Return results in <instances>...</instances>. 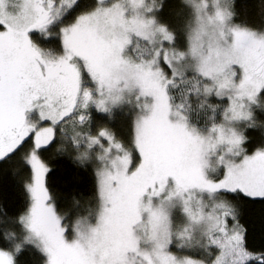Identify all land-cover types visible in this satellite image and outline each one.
Instances as JSON below:
<instances>
[{
    "label": "snow or ice",
    "instance_id": "6c2138e0",
    "mask_svg": "<svg viewBox=\"0 0 264 264\" xmlns=\"http://www.w3.org/2000/svg\"><path fill=\"white\" fill-rule=\"evenodd\" d=\"M9 176L0 264H264V23L237 0H0Z\"/></svg>",
    "mask_w": 264,
    "mask_h": 264
},
{
    "label": "trees",
    "instance_id": "16d2710c",
    "mask_svg": "<svg viewBox=\"0 0 264 264\" xmlns=\"http://www.w3.org/2000/svg\"><path fill=\"white\" fill-rule=\"evenodd\" d=\"M259 3V0H237L238 4V11L241 13V15H247L250 22L260 25L261 23H264V21L261 20L259 15V10L256 7V5ZM246 6V7H245ZM0 182H2L6 188H7V195L9 198H13L17 193L14 191V181L13 179L9 177H0ZM90 185V177H83L82 186L87 188ZM87 194V193H85ZM258 213V209L256 210ZM257 223V227H258Z\"/></svg>",
    "mask_w": 264,
    "mask_h": 264
}]
</instances>
